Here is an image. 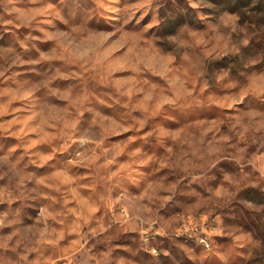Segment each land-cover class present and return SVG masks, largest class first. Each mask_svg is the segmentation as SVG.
Listing matches in <instances>:
<instances>
[{
    "label": "rangeland",
    "instance_id": "374dc122",
    "mask_svg": "<svg viewBox=\"0 0 264 264\" xmlns=\"http://www.w3.org/2000/svg\"><path fill=\"white\" fill-rule=\"evenodd\" d=\"M0 264H264V0H0Z\"/></svg>",
    "mask_w": 264,
    "mask_h": 264
},
{
    "label": "built area",
    "instance_id": "2783aa9c",
    "mask_svg": "<svg viewBox=\"0 0 264 264\" xmlns=\"http://www.w3.org/2000/svg\"><path fill=\"white\" fill-rule=\"evenodd\" d=\"M202 242H204L205 244H207L206 240L204 238H201Z\"/></svg>",
    "mask_w": 264,
    "mask_h": 264
}]
</instances>
